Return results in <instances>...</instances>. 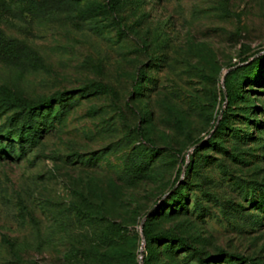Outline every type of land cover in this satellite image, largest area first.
<instances>
[{"label": "rangeland", "instance_id": "374dc122", "mask_svg": "<svg viewBox=\"0 0 264 264\" xmlns=\"http://www.w3.org/2000/svg\"><path fill=\"white\" fill-rule=\"evenodd\" d=\"M104 2L13 3L0 21L30 52L0 60V87L73 104L33 146L0 136V264H264V80L232 75L244 91L225 101L227 75L264 56V0H121L114 16H80ZM93 84L105 93L81 92ZM134 147L160 154L138 183L124 171ZM178 189L186 211L160 208ZM159 208L151 232L187 249L146 253L141 226Z\"/></svg>", "mask_w": 264, "mask_h": 264}, {"label": "trees", "instance_id": "16d2710c", "mask_svg": "<svg viewBox=\"0 0 264 264\" xmlns=\"http://www.w3.org/2000/svg\"><path fill=\"white\" fill-rule=\"evenodd\" d=\"M69 1L72 3H80L86 0H64ZM13 3H18L22 5L24 11L32 12V11H42L45 9L49 4L50 0H0V21L7 15L6 13L11 10V6ZM121 0H105L104 3H98L95 5H91L89 7L83 8L79 10V14L84 19H95L101 16H114L119 10ZM118 28L120 30L123 29L122 24L120 21H117ZM28 49L23 46L22 44L18 43L15 40H11L6 38L4 33L0 29V60L6 63H16L21 58L29 56ZM34 61L37 62L38 58L33 57ZM247 60L244 59L243 62ZM253 70L258 76H255L252 79L250 84H259L264 80V75L262 74L264 70V56L258 59H255L250 67H241L236 69L234 72H231L227 75L225 79V90H226V97L225 101H230L233 98V95L236 97H241L244 90L239 88L233 89L230 85L228 79L237 73H241L243 71ZM239 90V91H238ZM82 93H86V95L92 96L96 94H103L105 93V88L99 84L90 85L84 90L81 91ZM71 93L69 92H58L52 95L51 97L43 100L33 101L27 99L18 93L11 91L5 87H0V114H5L8 110L15 109V112L12 116L7 118V126L0 129V136L2 133H7L6 137H11L12 135L17 138V142L15 140L11 141L13 144L20 145L21 148H25L26 144L29 146H33L37 140L40 138L42 133H47L48 128L53 126V123L56 120H60L63 116L66 115L67 110L73 107V104H70V100L72 99ZM55 106L59 107L57 113H54ZM45 120L44 122H42ZM51 120L50 125H46V121ZM220 130L225 129V124H219ZM47 128V129H46ZM45 131V132H44ZM221 133L220 131H217ZM232 133H236L235 130H232ZM14 138V139H15ZM250 139V137L246 138ZM197 143H200L198 141ZM196 143V144H197ZM215 143L213 140L208 142L209 147H215ZM158 150L153 149H143L141 147H134L132 152L129 154L128 158L125 162L124 171L131 183H138L144 178L147 177L150 171L151 163L159 157ZM203 161L199 158L196 160L194 159L193 165H190L189 171L191 173H196L197 165L202 163ZM258 192V206L257 208L264 212V185L259 188H256ZM185 196L182 194L181 190L178 189L173 193V197L171 203L169 200H164L163 204L161 205L164 208L166 207L171 213L173 207H180L182 205V199ZM175 203V204H174ZM174 204V205H173ZM157 209L153 211L149 216L147 222L143 225L142 234L146 241V248L145 251L148 255L153 256V247L159 245V243L163 240L169 243H177L183 249H187V242L183 239L174 238V236L170 234H153L149 228V223L151 220H154L158 216L161 215L162 209ZM185 210L183 207H180L177 211ZM176 211V212H177ZM115 228L120 230L118 225H113ZM166 245V244H165ZM169 249L171 247L169 246ZM200 258V257H199ZM199 264H206L204 263L203 259H199ZM144 264H150L149 259L144 260Z\"/></svg>", "mask_w": 264, "mask_h": 264}, {"label": "water", "instance_id": "95a60500", "mask_svg": "<svg viewBox=\"0 0 264 264\" xmlns=\"http://www.w3.org/2000/svg\"><path fill=\"white\" fill-rule=\"evenodd\" d=\"M141 227L143 228V225Z\"/></svg>", "mask_w": 264, "mask_h": 264}]
</instances>
